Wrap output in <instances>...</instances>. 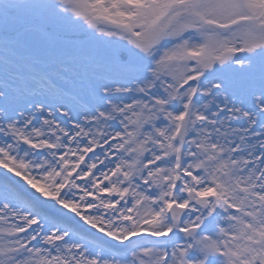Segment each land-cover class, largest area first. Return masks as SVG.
Returning a JSON list of instances; mask_svg holds the SVG:
<instances>
[{
  "label": "snow or ice",
  "instance_id": "obj_1",
  "mask_svg": "<svg viewBox=\"0 0 264 264\" xmlns=\"http://www.w3.org/2000/svg\"><path fill=\"white\" fill-rule=\"evenodd\" d=\"M0 264H264V0H0Z\"/></svg>",
  "mask_w": 264,
  "mask_h": 264
}]
</instances>
